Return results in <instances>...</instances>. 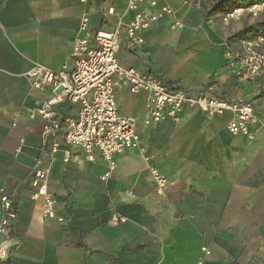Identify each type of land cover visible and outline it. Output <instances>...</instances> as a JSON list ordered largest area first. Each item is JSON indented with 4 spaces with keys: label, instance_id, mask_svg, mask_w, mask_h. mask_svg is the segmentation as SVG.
<instances>
[{
    "label": "crops",
    "instance_id": "crops-1",
    "mask_svg": "<svg viewBox=\"0 0 264 264\" xmlns=\"http://www.w3.org/2000/svg\"><path fill=\"white\" fill-rule=\"evenodd\" d=\"M160 5L175 11L182 28L170 29L174 17L160 19L134 48L125 35L134 17L126 0H0V197H14L18 210L12 226L18 244L7 264H264V135L253 142L232 136L230 113L208 117L187 109L179 123L146 126L148 94L118 91L119 114L136 119L140 147L119 157L108 180L99 153L94 162L81 149H72L69 163L54 155L49 191L64 223L43 220L31 199L34 163L62 137L45 144V122L30 113L51 94L34 90L26 75L38 64L59 71L70 62L84 15L94 31L121 27L123 67L191 95L251 103L264 118V83L242 82L229 67L230 54L250 38L237 34L264 16L227 23L186 0ZM56 110L61 118L77 116L70 102ZM151 167L167 177L163 196ZM116 213L127 222L111 224Z\"/></svg>",
    "mask_w": 264,
    "mask_h": 264
},
{
    "label": "built area",
    "instance_id": "built-area-1",
    "mask_svg": "<svg viewBox=\"0 0 264 264\" xmlns=\"http://www.w3.org/2000/svg\"><path fill=\"white\" fill-rule=\"evenodd\" d=\"M127 11L134 13L133 19L125 26L126 40L134 48L145 44L144 32L158 20L174 17L170 29L182 28L175 11L165 0H126ZM85 5L88 0H80ZM150 7L152 10H148ZM108 14H114L110 8ZM264 16V0L245 5L227 13L224 22L239 20L244 16ZM121 27L113 31L92 30L90 18H81L79 31L73 43L69 63L61 70L54 71L43 65H35L27 78L34 90L49 92L48 100L40 101L30 113L31 119L45 122L43 137L45 144L58 136L62 142L53 141L49 153L36 159L29 186L31 199L39 202L43 220L65 218L57 211V199L49 191V161L61 153L65 163L72 160V149H81L89 162H94L97 153L106 164L103 180H108L118 169L121 155L130 149L140 147L136 132V119L121 116L118 111L116 93L126 90L133 95L148 94L146 126L164 121L179 123L183 113L189 109L208 117L233 115L227 131L234 137H245L253 142L264 135V118L257 114L251 103L224 100L209 94L191 95L182 89L169 88L160 78L144 74L134 68L123 67L117 58L120 50ZM229 67L242 82L262 81L264 83V32L243 41L242 48L230 54ZM66 102L77 106L76 117L61 118L56 108ZM25 141L22 139L18 153ZM142 152V150L140 148ZM155 191L163 196L168 187L166 175L156 167L150 169ZM18 218L16 199L3 194L0 197V264H7L11 252L17 246L12 226ZM126 217L114 214L110 223L121 225ZM206 255L209 251L202 249ZM196 264H204L199 259Z\"/></svg>",
    "mask_w": 264,
    "mask_h": 264
},
{
    "label": "trees",
    "instance_id": "trees-1",
    "mask_svg": "<svg viewBox=\"0 0 264 264\" xmlns=\"http://www.w3.org/2000/svg\"><path fill=\"white\" fill-rule=\"evenodd\" d=\"M258 1H263V0H217V2L214 5L213 13L216 11V9L217 10L218 9L219 10L224 9V11H227V13H229V12L233 11L234 9H237V8L245 6V5H250V4H253V3L258 2ZM257 28L264 29V22L259 23L257 25V27H252V28H248V29L241 31L240 33L237 34V37L244 36L245 34L248 33L249 29L252 31L253 30L255 31ZM261 32H264V31L257 32L255 35L251 36L250 38L258 35Z\"/></svg>",
    "mask_w": 264,
    "mask_h": 264
},
{
    "label": "rangeland",
    "instance_id": "rangeland-1",
    "mask_svg": "<svg viewBox=\"0 0 264 264\" xmlns=\"http://www.w3.org/2000/svg\"><path fill=\"white\" fill-rule=\"evenodd\" d=\"M186 2L194 4V5H196V4L199 5L200 8L203 10V12L206 13L207 15H209V16H211V15H220L219 17L222 20L224 19L225 15L227 14V11H224V9H222V10H219V9L217 10L216 9V11L213 13L214 5L217 2V0H186ZM248 17L251 18L250 16H248ZM261 22H264V18H263V21L260 20V23ZM248 28H252V26L248 27ZM257 32H255L254 30L252 31V30L249 29L248 33L245 34L244 36L251 37V36L255 35Z\"/></svg>",
    "mask_w": 264,
    "mask_h": 264
}]
</instances>
